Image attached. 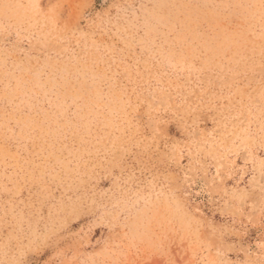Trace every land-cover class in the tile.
<instances>
[{
    "label": "rangeland",
    "instance_id": "rangeland-1",
    "mask_svg": "<svg viewBox=\"0 0 264 264\" xmlns=\"http://www.w3.org/2000/svg\"><path fill=\"white\" fill-rule=\"evenodd\" d=\"M0 264H264V0H0Z\"/></svg>",
    "mask_w": 264,
    "mask_h": 264
}]
</instances>
